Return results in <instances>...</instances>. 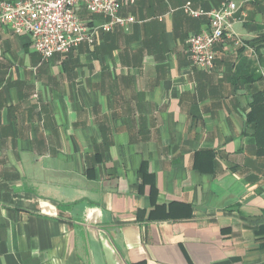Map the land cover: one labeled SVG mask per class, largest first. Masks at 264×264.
Listing matches in <instances>:
<instances>
[{
  "label": "crops",
  "instance_id": "0c3cea01",
  "mask_svg": "<svg viewBox=\"0 0 264 264\" xmlns=\"http://www.w3.org/2000/svg\"><path fill=\"white\" fill-rule=\"evenodd\" d=\"M224 1L124 3L137 21L48 61L0 24V264H264V0H234L212 71L181 8Z\"/></svg>",
  "mask_w": 264,
  "mask_h": 264
},
{
  "label": "built area",
  "instance_id": "2783aa9c",
  "mask_svg": "<svg viewBox=\"0 0 264 264\" xmlns=\"http://www.w3.org/2000/svg\"><path fill=\"white\" fill-rule=\"evenodd\" d=\"M140 0H0V24H8L18 34H28L33 49L48 61L56 53L67 54L82 43H93L94 36L101 29L109 32L116 26L133 23L137 19L123 16L124 3L134 4ZM83 6L89 13L105 18L98 27L91 25L78 15ZM192 17L208 16L209 28L192 32L189 36L188 52L192 66L204 71L215 68V45L229 32H234L238 18L237 4L225 0L211 10L195 9L186 4L181 7ZM175 10L171 9V11Z\"/></svg>",
  "mask_w": 264,
  "mask_h": 264
},
{
  "label": "trees",
  "instance_id": "16d2710c",
  "mask_svg": "<svg viewBox=\"0 0 264 264\" xmlns=\"http://www.w3.org/2000/svg\"><path fill=\"white\" fill-rule=\"evenodd\" d=\"M262 0H252L250 1L251 6L259 4ZM259 12V11H258ZM264 13V9L262 11ZM257 12H249L248 18H253ZM247 17V16H246ZM261 29H264V25L261 24ZM78 48V47H77ZM75 48V49H77ZM73 49V50H75ZM261 78L264 80V74L261 75ZM252 116L251 119L254 121V126L256 129V139L257 144L259 145V153H264V90H258L252 104Z\"/></svg>",
  "mask_w": 264,
  "mask_h": 264
}]
</instances>
